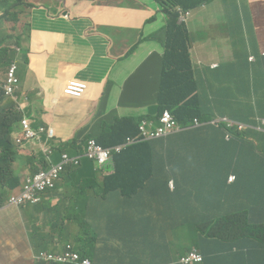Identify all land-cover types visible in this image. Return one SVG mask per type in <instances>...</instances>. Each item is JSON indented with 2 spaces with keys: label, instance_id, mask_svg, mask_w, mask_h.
I'll return each instance as SVG.
<instances>
[{
  "label": "crops",
  "instance_id": "1",
  "mask_svg": "<svg viewBox=\"0 0 264 264\" xmlns=\"http://www.w3.org/2000/svg\"><path fill=\"white\" fill-rule=\"evenodd\" d=\"M15 1L0 0V34L4 36V40H0L4 41L1 48H5L7 41L1 27L19 7L13 6L11 12L5 14L8 9L6 2L13 4ZM242 1L240 13L226 10L224 0H213L193 10L186 27L195 32L198 40L193 45L190 42L193 73L202 69L208 72L204 54L215 44L219 47V54L209 67L208 83L210 87H215L212 89L215 92L209 95L213 97L211 101L216 100L210 105L216 110L215 117L241 122L244 119L245 123L250 119L252 130L256 133H247V141L241 145V161L248 162L252 153L250 167L259 173L263 171L264 175V127L258 121L264 118V32L260 33L264 30V0ZM44 2L50 6H44ZM27 4L34 9L29 34L32 41L30 38L29 42L27 37V47L17 58L20 61L18 72L24 65L33 76V88L36 85L39 87L38 92L27 93L28 100L20 104L22 111L31 109L24 118L30 120L34 129H53L56 142H62L63 148L65 144L83 143L85 138L95 136V133L119 132L122 128L118 121L133 118L143 124L157 114L156 92L150 90L159 84L162 73L164 51L156 33L165 25L166 17L154 2L129 0L128 4H122L115 0H62L57 3L56 0H25L26 7ZM48 8L53 13H46ZM218 10L227 21V26L222 29H217L219 25L215 22ZM153 18H156L155 21H151ZM33 21L38 27L32 28ZM204 21L210 26L204 28ZM254 32L259 33L260 43L249 41ZM143 36L155 38L160 61L154 47L146 45ZM228 43L234 50L232 60L225 54ZM237 43L249 46L250 53L255 55V62L249 58L248 64H240L238 57L243 50L236 51ZM254 46L255 54L252 52ZM133 48L134 53L128 56ZM232 68L246 69L258 87L251 91L234 88L235 78H230ZM21 81L20 95L24 96L26 80ZM71 81L85 82L89 89L84 93L70 91ZM201 88L206 90L209 87ZM233 89L236 92H231ZM38 99L40 103H37ZM204 105L207 106L206 103ZM15 133H23L21 123ZM52 144L48 136H40L36 142H28L19 152L15 171L21 183L39 169L40 162L45 166L59 162L61 151L51 157V162L43 153ZM187 160L195 161L192 154L189 159L184 153H179L172 165H164L161 159L158 162L162 171L159 176L149 178L143 184L132 180L128 185L134 189L135 183H138L142 188L135 199L129 200L135 204L125 210L169 217L171 234H159L154 242L146 243L134 234L110 231L102 241L110 249L107 253L109 257L100 254L95 264H177L181 256L194 247L204 255L201 264H232L229 255L210 252L216 242L231 237L224 220L213 221V214H226L220 207H225L228 212H243L244 189H230L228 181L225 187L214 191L213 179L194 174L195 162L187 172H180ZM238 165L247 168L245 164ZM115 171L112 163L99 170L93 163L85 162L83 166L67 171L58 188L48 192L42 203L29 205L24 211L14 207L1 210L0 264H46L35 260L38 246L50 252H61L68 242L81 243V236L85 234L84 225H102V221L95 214L84 215V209L78 207L80 196L72 188L80 189L89 183L99 189L104 178ZM115 198L112 192L108 194L107 202L115 203ZM79 210L83 212L82 217ZM205 217L208 221H203ZM21 220L25 230L29 226L27 235ZM38 223L43 224V229ZM107 239L109 241L106 242ZM170 246V257L161 255L154 259L160 250Z\"/></svg>",
  "mask_w": 264,
  "mask_h": 264
},
{
  "label": "trees",
  "instance_id": "2",
  "mask_svg": "<svg viewBox=\"0 0 264 264\" xmlns=\"http://www.w3.org/2000/svg\"><path fill=\"white\" fill-rule=\"evenodd\" d=\"M159 8L160 12L165 14V25L156 33L159 44H161L164 57L162 73L157 86L151 87L150 92H159L156 95L157 114L147 121V132H155L163 126L162 118L165 112L172 113L177 120L180 130L176 134L167 138L156 140L153 145H147L148 149L153 151L152 155L142 152L144 147L131 146L123 153L115 155L116 172L107 178H104L100 185L98 193L106 196L114 192L117 202L108 203L101 197H89L85 200L83 207L79 203V208H83L85 216L96 215L102 225L85 226V234H82V242H74V247L81 252L84 259L91 258L96 263V258L100 254L109 253L108 246L103 244V238L108 232L134 234L135 237H142L146 243L154 242L159 234H171L169 217H159V215L147 212L146 215L139 213L138 210H125L129 205L135 202H129L137 197L140 184L136 188H130L129 182L136 180L143 184L149 178L159 176L162 171L158 162L173 152L184 153L191 158L194 156V162L187 160L182 164L180 172L187 170L194 164L193 172L204 178H211L215 184V190L218 191L228 184L229 177L236 176L233 184L229 188L242 187L247 193L243 197L245 209L243 212L234 213L232 210H226L220 207L225 213H214L213 221L220 222L224 220L226 227L230 229L228 237L220 240L213 245L211 253L219 255H229L232 264H264V229L262 225V215H253L250 210L264 209V175L254 171L250 167V160L253 154L248 156V162L242 163V143L247 141V133H256L253 129V123L248 119L247 126H244L241 132L232 131L233 134L242 137L241 139H231L226 141L227 133L224 126L218 128L209 125L210 119L216 116V110L210 118L204 111L206 106L204 102L207 98H213L209 94L215 92V87L209 85V73L202 69L193 73V67L190 55V36L186 23L178 24L180 13L178 9L195 10L213 0H152ZM25 0H16L13 4L6 2L8 9L5 14L11 12L13 6L24 5ZM229 12H240L243 7L242 0H224ZM27 7H31L27 4ZM232 8V9H230ZM242 20L241 15L238 16ZM153 18L151 21H155ZM150 22V21H149ZM248 27V22H247ZM31 29V26H30ZM259 33L254 32L251 37L258 39ZM0 40L4 36L0 34ZM4 41H0V45ZM258 43V41H254ZM254 54L256 47L254 46ZM236 51L243 50L238 57L240 64H248L250 49L243 43L235 45ZM134 48L129 52L131 56ZM27 61V58L25 59ZM19 64L20 61L15 55H10L8 50L0 47V71H6L12 64ZM23 66V65H22ZM9 70V69H8ZM16 94V98L8 97L0 81V204L8 199L12 193L22 187L21 179L15 171V163L19 160V151L13 142V134L18 129L19 123L27 116L31 109L22 111L20 104L25 100L19 101L22 81ZM235 78L233 87L240 88L243 91H251L258 87L252 75L246 69L237 70L232 68L230 78ZM232 82V79L229 80ZM201 87H209L206 90ZM199 88V89H198ZM231 92H236L235 89ZM198 93L197 95H195ZM215 95V94H214ZM106 96V95H104ZM215 97V96H214ZM216 103V100L211 101ZM33 114V111H31ZM199 119L203 125L200 128L193 127L195 119ZM28 121H30L28 119ZM264 127V118L258 120ZM122 130L116 132H104L107 135L96 138V141L102 146L109 148L126 143L127 138L132 133L140 132V125L136 119L128 118L117 122ZM46 128V127H45ZM48 129V128H46ZM239 133V134H236ZM175 142L177 146H173ZM169 146V147H168ZM197 148V149H194ZM81 147L77 143L65 144L60 148L61 153L68 150L71 154L80 153ZM164 154H167L166 156ZM165 156V157H164ZM236 163V164H235ZM245 164L247 168L242 165ZM62 178V177H61ZM253 179L255 181H247ZM61 181V179H60ZM59 181V182H60ZM57 183V188L58 184ZM89 186V183L85 187ZM56 188V189H57ZM78 194V192H76ZM196 195V192H192ZM123 205L122 208L119 206ZM253 206V209H252ZM231 210V209H230ZM80 216H83L82 210H79ZM161 214V211H159ZM203 221H208L204 218ZM223 222V223H224ZM93 232V234L91 232ZM95 233V234H94ZM109 239L106 240V242ZM39 251L45 250V247L38 246ZM221 248V250H218ZM185 248H182L184 250ZM171 246L160 250L154 259L164 255L171 256ZM109 257V255H107ZM113 259V258H111ZM179 264V263H178Z\"/></svg>",
  "mask_w": 264,
  "mask_h": 264
},
{
  "label": "built area",
  "instance_id": "3",
  "mask_svg": "<svg viewBox=\"0 0 264 264\" xmlns=\"http://www.w3.org/2000/svg\"><path fill=\"white\" fill-rule=\"evenodd\" d=\"M178 11L180 13L179 19L182 24L188 23L192 18L193 10L184 11L182 9H178ZM18 68L19 67L17 63L12 64L8 70L6 80L2 84L5 94L8 97L16 98V94L20 88L21 83L17 76ZM71 83L73 85L70 86V91L77 90L78 92L84 93L89 89L87 83L85 82L71 81ZM170 115L171 113L169 112L164 113L162 118L163 126L157 130L158 136L165 135L172 131L171 126L167 129L164 128V126L166 127L170 120ZM240 122L241 121L233 120L231 118H222L217 116L210 119L208 124L218 128L224 126L225 133H232V131L234 130L237 132H241L243 130L244 125H242L241 123L245 122ZM202 125L203 123L197 118L193 122V127H200ZM21 128L23 130L24 138L23 140L18 139L19 143H21L22 141L34 140V138H36L39 133H48L50 137H53V133H55L54 130L51 128L46 129L45 127H40L39 129H34L26 118L22 119ZM141 129H146V125H143ZM227 139H230V137L227 136ZM92 150L97 153L96 161L99 164H104L111 155V151L104 150L101 147L92 148ZM54 154L55 150L50 149L48 159L50 160ZM83 158L88 157L86 155H78L77 157H71L68 154H62L61 160L58 164H52L48 169L40 168L39 173H37L31 178H28L22 190L18 194L10 198L9 204L18 208L28 203H40L42 201L43 194L46 191L55 189L57 182L60 181L65 170L68 167L79 166ZM231 180H234V178H232ZM57 258L61 263H78L79 261H81V256L78 253L72 251L71 245L68 246V249L64 254H46V259L50 262H54ZM201 259V255L196 251H193L189 253L186 257L183 256L181 261L182 264H190L188 262ZM84 264H91V262L87 260L84 262Z\"/></svg>",
  "mask_w": 264,
  "mask_h": 264
},
{
  "label": "clouds",
  "instance_id": "4",
  "mask_svg": "<svg viewBox=\"0 0 264 264\" xmlns=\"http://www.w3.org/2000/svg\"><path fill=\"white\" fill-rule=\"evenodd\" d=\"M56 1H57V0H56ZM61 1H62V0H61ZM61 1H59V2H61ZM151 1H152V0H151ZM128 2H129V0H128ZM152 2H153V1H152ZM57 3H58V2H57ZM186 24H187V23H186ZM133 53H134V52H133ZM128 54H129V53H128ZM143 125H146V126H147V123H143V124H141V125H140V132H139V133H132V134L127 138L126 143H124V144L116 145V146H113V147L106 148V147L102 146L101 144H99V143L96 141V138H99V137H101V136L107 135L108 133H95V136H88L87 138H85V140H84L83 143H77V144L81 147V149L79 150L80 153L71 154L68 150H66L65 153H64V152H63V153H60V160H61V156H62V154H68V155L71 156V157H77L78 155H86L88 158H91V159H92V160H91V159H88V158H83V159L81 160V164H80L79 166L68 167V168L65 170V172L63 173V175H64L67 171H69V170L76 169V168H79V167L83 166V164H84L85 162H91V163H93V164L97 167V169H99V170H103V169H105L106 167H108V165H109L110 163L114 164V167H115V161H114L115 155H119V154L123 153V151H125L126 149H128V148L131 147V146L144 147V146H147L148 144H149V145H153V143H154L156 140L164 139V138L169 137L170 135H174V134H176L175 132H177V131H179V130L181 129L180 126H179V124H178V122H177V120L175 119V117H174V115H173L172 113H171V115H170V120H169L167 126H166V127L164 126V128H166V129H167L168 127L171 126V127H172V131L169 132V133H167V134H165V135H160V136H158L157 130H158L159 128H158L155 132H147V129H141V127H142ZM53 134H54V136H53V137H50L48 133H39L38 136H37L36 138H34V140L22 141L21 143H19V142H18V139H22V140H23L24 135H23V133H15V136H13V142H14V145L16 146V149L20 152L23 148H25V145H26L28 142H30V141H32V142H36V140H37L40 136H48L49 139H50V141H51V143H53L51 147L46 148V149L43 150V153L46 154V156L48 157L50 149H51V150H55V153H56V152H60V148H61V146H62V144H61L62 142H59V141L56 142L57 137H56L55 133H53ZM236 134H239V133H236ZM227 136H229L230 139H227ZM227 136H226V141H228V142H229V140H231V139H241V138H242V137L237 136V135H235V134H233V133H227ZM171 144H172L173 146H175V147L177 146V144H176L175 142H171ZM96 147H101V148L104 149V150L111 151V155H110L109 159H108L104 164H99V163L96 161L97 153H96L94 150H92V148H96ZM168 147H169V146H168ZM148 148H149V147H144L143 149H141V151L144 152V153H146L147 155H152V157L154 158L153 151L149 150ZM169 150H170V154H169V155L164 154L165 156H166V155H167V156H166V157L164 156L165 158H162V162H163L164 165H166V164H168V163L172 165L173 162H174V160H175V158H176V157L178 156V154H179L178 152H173V153H172V150H171V149H169ZM182 154H183V153H181V155H182ZM154 159H155V158H154ZM60 160H59V162H60ZM47 161H48V162H51V159H50V160L48 159ZM59 162H57V163H53V164H58ZM51 165H52V164H50V165H48V166L41 165V162H40V165H38V166H39V169H38L37 171H33V172H32L33 174L30 175V176H28V177L23 181V185H22V187H21L20 189L16 190L14 193H12L11 196L8 198V201L10 200V198H11L12 196L18 194V193L22 190V188H23V186L25 185V183H26V181H27L28 178H31V177L35 176L37 173H39L40 168L48 169ZM115 168H116V167H115ZM115 172H116V171H115ZM63 175H62V177H63ZM112 175H113V174H112ZM112 175H111V176H112ZM232 178H234V180H231ZM61 179H62V178H61ZM235 179H236V176H230V178H229V183H230V184H233L234 181H235ZM58 182H59V181H58ZM58 182H57V183H58ZM21 184H22V183H21ZM90 187H92L91 184H89V186H87V187H82V188H80L79 191H78V195H79V196L84 195L85 192H84L82 189H84V188H90ZM171 187H174V184H173V183H171ZM56 188H57V184H56L55 189H56ZM55 189H51V190L46 191V192L43 194L42 201H41L40 203L43 202V200H44V198L46 197V195H47L48 192L53 191V190H55ZM98 191H99V189H97V188H93V189H92V194H90V196H87V198H89V197H101V198H104V199L107 200V196H108V195H106V196H102V194H101V193H98ZM245 193H247L246 189L244 190V194H245ZM87 198H86V199H87ZM40 203H38V204H40ZM28 204H30V205H38V204H31V203H28ZM5 205H7V206H6V207H3V206H5ZM26 205H27V204H26ZM26 205L21 206V207H18V208H24ZM10 207H14V206H11L9 203H7V204H0V211L3 210V209H6V208H10ZM14 208H17V207H14ZM250 211L253 212V215H262V222H263V223H262V225H260V227L264 229V211H260V212L257 211V210H250ZM68 245H71V247H72V251L78 253V254L81 256V261H79L78 263H60V264H84V262L87 261V260H89V261L91 262V264H95V263L91 260V258H86V259H84V258L82 257V255H81V252H80L79 250H77L76 247H74L73 243H71V242L66 243V244H65V248L63 249V251H61V252L58 253V254H59V255L64 254V253L67 251V249H68V248H67ZM46 251H47V250H46ZM193 251H196L197 253H199V254L201 255L202 259H201V260L192 261V262H188V263H190V264H195V263H197V264H201V263H203L205 258H204L203 253H202L198 248H195V247L192 248L191 250H189L188 252H186L183 256L186 257L189 253H191V252H193ZM39 252H40V251H39ZM39 252H38V253H39ZM48 252L51 253V254H53L55 251H52V252L48 251ZM38 253L35 254V260H36V258H37ZM183 256H181V258H180V260L177 262V264H178V263H179V264H182L181 259H182Z\"/></svg>",
  "mask_w": 264,
  "mask_h": 264
},
{
  "label": "rangeland",
  "instance_id": "5",
  "mask_svg": "<svg viewBox=\"0 0 264 264\" xmlns=\"http://www.w3.org/2000/svg\"><path fill=\"white\" fill-rule=\"evenodd\" d=\"M59 1H61V0H57L58 3H59ZM115 2L116 3H122V4H128V0H115ZM260 3L262 4V2H260ZM43 5L46 6V7L50 6V4L48 2H44ZM218 11H219V15L216 16L215 22H217L218 25H219L217 27V29H222V28H225L227 26V24H226L227 21L224 19L223 13L220 10H218ZM13 13H14V16L10 17L2 25L1 30L4 33V35L6 36V38H7V41H6L5 46H4L5 49L8 50V53L10 55H15L17 57L20 54V52L27 47V44H28L27 37L30 34V26H31L30 23L32 21V15L34 13V9L26 7L25 5H23V6H19V7L15 8ZM46 13H53V11L48 8L46 10ZM178 24L179 25L182 24L180 19L178 21ZM208 26H210V24L208 25L204 21L203 22V27L206 28ZM188 30H189V33H190V42H191V45H193L198 40L196 38L195 32L192 29H188ZM263 32H264V30L260 31V33H263ZM143 38H144V42H145L146 45H150V46L154 47L155 55H157V57H158V59L160 61L159 48L157 46V42H156L155 38L154 37H149L148 38L146 36H143ZM249 41H251V42L258 41V43H260V39L259 38L255 39V38L251 37L249 39ZM218 54H219V47L217 48V44L213 45V47H211L204 54V64L208 68V73H209V67L213 64V63H211V61ZM225 54H226V56H227V58L229 60L233 59L234 50H233V46H232L231 43H228V44L225 45ZM249 58H250V60L252 62H255V55L250 53L249 54ZM23 66H20L19 76H20L21 79L26 80V82L24 84V88H25L26 91H25L24 96H21V95L19 96V98H18L19 101L21 99L28 100L27 93L28 94H33V93L38 92V90H39V87L37 85H36V88H33V86H35V82H34L33 76L30 74L28 69L26 67H23ZM8 69H9V67L6 69V71H0V81L2 83L6 80ZM158 93L159 92H156V95H158ZM197 94L198 93H196L195 95H197ZM204 102H206V104H207V106L204 109V111L207 112L208 116L211 118L212 115H213L212 112L215 110L210 105L211 99L207 98ZM37 103H40V99L37 100ZM20 107H21V110H22L23 106L20 105ZM243 120L244 119H242V122H243ZM241 124L244 125V126H247V123H241ZM22 185H23V181H22ZM92 189H93V187L82 189L85 192V194L80 196V205H81V207H83L87 196H90V194H92ZM72 190H73V192H78L79 191V189H77L75 187L72 188ZM7 203H9L8 199H6L4 201V204H7ZM29 205L30 204H27L25 207H27ZM24 208H21L20 210L24 211ZM21 223H22V228H23L24 234H26V235H27V233L29 234V226L28 225L26 226V230H27V233H26V230L24 228L22 220H21ZM38 224L41 225V229H43V224L42 223H38ZM229 231H230V229H229ZM33 233H35V232H33ZM46 247H49V246H46ZM47 253H49V252L46 251V250L40 251L38 253V255H37L36 262H38V263L43 262V263H46V264H60L61 263V262H59L58 258L54 262L48 261L46 259V254ZM58 253H60V252H54L53 254L54 255H58ZM195 264H197V263H195Z\"/></svg>",
  "mask_w": 264,
  "mask_h": 264
},
{
  "label": "flooded vegetation",
  "instance_id": "6",
  "mask_svg": "<svg viewBox=\"0 0 264 264\" xmlns=\"http://www.w3.org/2000/svg\"><path fill=\"white\" fill-rule=\"evenodd\" d=\"M35 27H38V25H37V23L35 21H33L32 28H35ZM30 38H31V41H32V35L28 36L29 42H30Z\"/></svg>",
  "mask_w": 264,
  "mask_h": 264
}]
</instances>
